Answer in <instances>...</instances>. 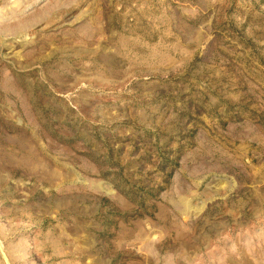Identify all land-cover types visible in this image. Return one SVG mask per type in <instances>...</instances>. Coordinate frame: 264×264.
Listing matches in <instances>:
<instances>
[{
  "label": "rangeland",
  "instance_id": "rangeland-1",
  "mask_svg": "<svg viewBox=\"0 0 264 264\" xmlns=\"http://www.w3.org/2000/svg\"><path fill=\"white\" fill-rule=\"evenodd\" d=\"M0 264H264V0H0Z\"/></svg>",
  "mask_w": 264,
  "mask_h": 264
}]
</instances>
